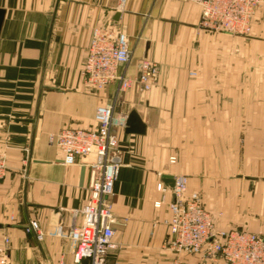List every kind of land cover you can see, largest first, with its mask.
Here are the masks:
<instances>
[{"label":"crops","instance_id":"1","mask_svg":"<svg viewBox=\"0 0 264 264\" xmlns=\"http://www.w3.org/2000/svg\"><path fill=\"white\" fill-rule=\"evenodd\" d=\"M0 10V154L7 160L0 247L11 264L73 262L70 241L56 230L83 224L74 213L88 201L91 170L82 160L66 165L49 138L65 128H92L98 107L114 99L117 84L92 92L82 77L95 28L127 35L133 58L120 72L136 76L144 59L160 67L152 90L134 88L117 104V115L137 112L145 133L116 131L122 166L111 204L124 226L117 228L115 258H178L169 247L174 197L164 176L187 175L189 191L203 194L213 211L227 205L225 229L264 234V180L223 186L209 178L236 172L239 156L264 158V102L252 100L264 93V4L248 38L202 33L201 8L187 0H0ZM31 222L38 231L27 232Z\"/></svg>","mask_w":264,"mask_h":264},{"label":"built area","instance_id":"2","mask_svg":"<svg viewBox=\"0 0 264 264\" xmlns=\"http://www.w3.org/2000/svg\"><path fill=\"white\" fill-rule=\"evenodd\" d=\"M187 1L201 8L199 31L230 36L248 35L252 18L264 2ZM132 58L126 34L108 27L95 28L81 73L84 84L92 92L117 84L113 103L98 107L92 128H65L49 138L50 144L63 154L66 165L82 160L91 170L88 201L80 212L74 213V216L83 215V224L74 225L69 231L61 226L56 230V236L71 243L72 264H122L111 259L117 248L115 238L119 222L111 199L122 163L116 131L126 127L128 117L116 113L118 95L135 87L150 91L159 74L158 66L147 59L140 62L138 74L134 77L127 75L126 70L120 72V68L129 66ZM6 172L7 160L0 154V180ZM162 191L167 192L166 187ZM172 193L174 199L170 204L171 219L168 223L172 240L169 247L178 255L172 264H191L181 256L202 257L211 263L221 260L223 264H264V235L238 229L216 230L199 196L189 194L184 176L174 178ZM38 230L37 222H31L27 228L28 233ZM5 243L9 244V239ZM0 264H11L5 247H0Z\"/></svg>","mask_w":264,"mask_h":264},{"label":"rangeland","instance_id":"3","mask_svg":"<svg viewBox=\"0 0 264 264\" xmlns=\"http://www.w3.org/2000/svg\"><path fill=\"white\" fill-rule=\"evenodd\" d=\"M263 4H264V2L257 9V11L255 12V14H254V16L252 18L251 31H250V33L248 35H237V36L234 35V36H231V37L248 38V37H251L252 36L253 31H254L253 30L254 18L256 16V14L258 13V11L262 8ZM198 29H199V27H198ZM202 33H205V34L206 33H209V34H212L213 36L214 35L230 36V35H226V34H214L212 32H202ZM126 37H127V35H126ZM127 39H128V37H127ZM150 62H152V61H150ZM152 63H154V64H156L158 66L159 72H160L159 65L157 63H155V62H152ZM255 67H258V66H256V62L254 61L253 68L255 69ZM158 76H159V74H158ZM157 82H158V78H157ZM135 88H137V87H135ZM137 89H139V88H137ZM142 92H144V91H142ZM116 93H117V91H116ZM123 93H125V92H123ZM123 93H121L120 95H118L119 97H118L117 104H120L119 103L120 96ZM113 100L109 104L113 103ZM252 100H253V104H256V103H259V102H264V93L263 94H261V93H256V94L253 93L252 94ZM238 127H241L242 128V133H243V129H245V127H247V126L242 125V126H238ZM238 144H240V146L243 148V146H244L243 142H240L239 141ZM120 156H121V153H120ZM121 161H122V158H121ZM175 161H176V158H174V157L171 158V163H175ZM121 166H122V163H121ZM236 168H237L236 172H229V173L228 172H222V174H215V177H213L212 175H209V178L212 179V180L214 179L215 182L219 178L220 179V183H222L223 186H224V182L233 181V182H237L238 183L240 181H245L247 179V177H249V180H251L253 182L254 181H262V180H264V158L263 157L262 158L261 157H254V158L251 157V158H247L245 156H239V157L236 158ZM248 170H249V172H248ZM179 176H184L187 179V182H188V192H189V194H197L199 196L200 201H201V205L208 212V214L211 216V218H212V220L214 222V225H215L216 230H219V231L232 230V229H225L226 228V225L228 224V220H227L228 219V213H227L228 206L227 205L220 206L219 208H216V210H214V211L212 209H210L211 206L208 208V206L205 203L204 197L202 196L203 194H200V193H197V192H190L189 191V177L187 175H184V174H180ZM239 189H238V192H239ZM164 201L165 200H162V202H160L161 205H162V203ZM122 226H124V225H123L122 221L120 220V222H118L116 228H121ZM250 233H252V232H250ZM254 234L264 235L262 233H254ZM116 251H117V248L111 254L114 258L116 257V255H115L116 254ZM115 261H118V259L115 258Z\"/></svg>","mask_w":264,"mask_h":264},{"label":"water","instance_id":"4","mask_svg":"<svg viewBox=\"0 0 264 264\" xmlns=\"http://www.w3.org/2000/svg\"><path fill=\"white\" fill-rule=\"evenodd\" d=\"M119 17L120 15L117 14L115 20H118ZM3 19H4V12L0 10V27L2 25ZM126 133L139 134V135L145 133V125L142 123L140 116L135 111H133L127 118ZM163 180L167 186H171V187L174 186V178L170 176H164Z\"/></svg>","mask_w":264,"mask_h":264}]
</instances>
